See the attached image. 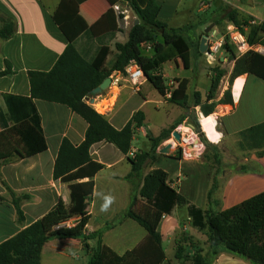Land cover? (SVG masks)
Here are the masks:
<instances>
[{
  "label": "crops",
  "instance_id": "crops-1",
  "mask_svg": "<svg viewBox=\"0 0 264 264\" xmlns=\"http://www.w3.org/2000/svg\"><path fill=\"white\" fill-rule=\"evenodd\" d=\"M62 1L0 0V17L11 20L16 26L15 34L9 40L0 39V73L7 70V63L10 66V74L0 75V109L3 112L7 111L3 95L30 97L29 72L51 71L68 47L70 42L67 35L56 23L57 16L60 21H68L67 14H70L69 11L59 10ZM237 1L239 2V0H156L161 7L159 18L166 22L169 28L182 29L188 27L196 35L202 34L211 25L214 26L213 29L221 30L215 25V21L223 22L229 9L241 11L242 8L237 5ZM247 3L250 8L245 11V14L251 19L249 23L251 25L264 23V19L255 10L256 1L247 0ZM73 4H71V13ZM120 5H117L119 9ZM109 9L110 5L106 0H86L79 4L78 16L82 19L86 29L73 42V45L88 61L94 60L101 47H110L111 54L107 59V68L111 67L115 58V44H125L128 41L129 33L137 20L134 17L131 25L129 21L131 17L127 15L117 20L118 29L112 31L111 19L105 18ZM129 10L131 9L126 7L125 13H128ZM118 11L115 10L116 14H119ZM221 18L222 20H219ZM2 25L0 21V28ZM81 28L83 29V27ZM195 47V44L191 46V66L189 69L183 68L178 60H173L162 66V72L165 73L163 74L165 80L166 78L187 80L188 93L190 94L193 90L198 91L201 93L202 99L206 100L211 87V79L206 78L209 84L205 90L200 88L199 72L194 75L192 80L194 58L197 56L194 52ZM220 60L226 62L228 59L222 54ZM232 63L235 66V62ZM165 65H171V71L176 68L192 73L191 75L176 74L169 78L165 72ZM145 86L154 88L147 79L143 80L139 92H136L131 84H125L114 110L101 115L117 130H122L138 111L144 114L145 120L143 126L135 130L131 151L127 156L110 143L101 142L92 146L91 157L93 161L104 166L94 177V191L105 195L110 193L115 196L116 200L107 213H102L99 210L102 200L92 196L88 205L90 219L86 233L89 235L104 230L103 243L119 255H124L133 250L146 239L147 233L143 228L134 221L121 217L131 203L133 190L131 184L125 179L132 169L128 157L132 158L142 151H147L150 152L151 158L149 160L154 163V166L150 167L149 172H144V177L156 169L164 170L169 175L171 186L187 200V204L177 206L171 215H165L159 225L167 263L181 264L176 259V248L178 245H182L187 249V254L191 255L192 249L186 239L190 236L192 237L191 240L196 242V238L188 232L185 224L189 223L194 229L199 230L192 225L188 208L189 206L199 208L190 204L189 201L192 200L191 197L200 196L201 191L196 183L197 178L195 176L190 178L186 174L187 159L180 155L181 152L174 140L170 138L161 141L154 153L151 152L148 133L155 138L159 137L163 130L169 129L183 115L191 113L193 106L190 110H185L171 104L159 93L157 99L148 98L144 92ZM226 89L228 88L225 87ZM231 89L233 103L218 105L216 112L211 115L212 117L215 115L217 120L213 127L214 130L223 133V138L218 144L210 143L217 149V153L212 150L207 151L201 142V147L197 151L198 155L202 151L204 152L201 158L204 157L206 163H214L216 166L215 156L219 155L222 162L226 138L234 139L233 144L237 145L238 134L241 131L264 122V80L252 74H245L234 80ZM224 92L222 91L218 95L217 102L223 98ZM137 95L143 97L141 104H138ZM34 104L41 117V125L48 149L34 157L10 164L0 162V209L5 210L7 214L6 220L1 224L0 244L43 218L57 206L60 200L66 206L71 201L70 183L57 182L53 179L54 165L62 141L68 139L74 146H79L85 140L88 124L65 105L41 100H34ZM148 105L151 107L146 110ZM195 110L202 127V119L205 116L199 108ZM150 113L151 117H149ZM188 121L189 119L186 118L183 124H188ZM183 124L175 131L179 132ZM188 125L194 128L193 125ZM219 126L222 127V130L219 129ZM202 130H204L203 127ZM204 133L210 142L208 133L205 131ZM168 144L173 145L171 153L162 154L160 150ZM236 158L240 162L238 170L226 179L225 185L219 192L217 186L214 193H218L219 199L208 202L206 210L223 212L264 192V157H258L253 151L243 152L238 149ZM159 163L161 166H158ZM244 166L247 167V171L240 172ZM223 175L225 176V174ZM214 180L219 181L218 178H214ZM212 188L213 185L206 193L207 198ZM12 193L21 201V210L24 213L23 222L18 221ZM216 201H219L218 206ZM199 209L206 211L202 208ZM79 221L80 218L75 217L66 222L65 225L73 227ZM109 224H112L111 228H107ZM179 232H183L182 238L177 237ZM106 238H109V244H107ZM82 242H84L83 239L51 240L43 248L41 264H87L91 252L84 253L81 247ZM88 242H90V245L88 244L89 251H93L96 241L88 240ZM225 253L228 252H221L212 264H252L235 254L229 258ZM203 255L205 254L203 253ZM234 255L238 258L233 257ZM185 264L190 263L186 262Z\"/></svg>",
  "mask_w": 264,
  "mask_h": 264
},
{
  "label": "trees",
  "instance_id": "trees-1",
  "mask_svg": "<svg viewBox=\"0 0 264 264\" xmlns=\"http://www.w3.org/2000/svg\"><path fill=\"white\" fill-rule=\"evenodd\" d=\"M75 1L63 0L59 8L61 11L70 12L67 14L68 21H60L58 16L56 18V23L67 35L70 43L53 69L49 72H29L30 97L3 95L7 111L0 109V162L3 164L31 158L48 149L34 100L65 105L87 122L88 129L83 143L74 146L68 139H64L54 165L53 179L70 183L71 201L66 206L60 200L43 218L0 244V264H41L44 246L54 239L95 240L96 245L87 264H170L166 261L159 225L165 215H171L177 206L187 204V200L171 186L169 175L164 170L156 169L144 177L143 169L151 158L150 152L142 151L132 158L128 157L132 169L125 179L133 190L131 203L121 217L130 219L143 228L147 233L146 239L133 250L119 255L103 243L104 230L89 235L86 233L90 219L88 205L95 189L94 177L104 168L93 161L92 146L101 142L110 143L127 156L131 151L135 130L143 126L145 116L138 111L122 130H117L88 106L85 98L113 73L124 72L131 62L141 66L147 80L165 97L169 88L162 74V66L178 60L183 68H190L192 45L183 36L189 28H169L168 24L159 18L161 7L156 0H106L110 9L105 18L111 19L112 31L118 29L117 20L123 18V15L116 14L114 9L119 4L126 3L139 20V23L132 27L128 41L125 44H115L116 55L111 67L107 68L110 47H101L94 60L88 61L73 45L75 38L86 29L78 16V6L86 0ZM71 4L74 5L72 13ZM224 19L243 32H246L243 28L248 27L247 36L252 45H264V23L251 25L249 22H241L235 9H229ZM0 21L3 24L0 28V39L9 40L15 34L16 26L14 22L3 17H0ZM159 37L162 42L157 41ZM144 44H152L153 56L143 55L141 47ZM199 46L200 41L196 44L194 52L195 55L202 56ZM224 50L229 55V62H235L231 83L245 74H252L264 80L263 55L249 52L237 58L234 49L228 44L224 45ZM9 67L7 63V70L0 75L10 74ZM225 74V71L221 70L216 77L211 78L206 100L202 99L198 91L188 93L187 80L177 81L178 86L167 101L185 110H190L193 106V110L183 115L169 129L163 130L159 137L155 138L149 134L151 152L155 153L160 142L170 139L173 132L188 118L200 134V140L206 150L217 153V149L208 142L202 132L195 109L199 108L205 117H209L216 112L218 105L233 103L232 85L223 98L216 101L220 81ZM237 146L240 151H253L258 157H264V122L241 131L238 134ZM215 161L220 165L219 155L215 156ZM246 171V166L240 169V172ZM216 189L215 185L211 190ZM212 191L208 194L209 199ZM12 196L18 221L23 222L21 201L13 193ZM216 205H219V201H216ZM188 212L192 225L200 231L206 230L209 249L207 254L203 255L198 246L193 245V248L190 245V255L184 246L178 245L176 259L181 264H212L221 252L238 255L252 264H264V192L223 212H213L211 209L202 211L195 206H189ZM75 217L80 218L78 224L73 227L65 226L66 222ZM111 227L112 224L107 226Z\"/></svg>",
  "mask_w": 264,
  "mask_h": 264
},
{
  "label": "rangeland",
  "instance_id": "rangeland-1",
  "mask_svg": "<svg viewBox=\"0 0 264 264\" xmlns=\"http://www.w3.org/2000/svg\"><path fill=\"white\" fill-rule=\"evenodd\" d=\"M255 1H256L255 10L259 14V16L264 19V0H255ZM204 5H206V4H204ZM204 5H202V6H204ZM237 5L242 8L241 11L238 10L241 22H249L251 19L249 17H247V15L245 14L246 13L245 11L250 8L248 3H247V0H239V2L237 1ZM126 7H128V5L126 3L121 4L118 13L119 14L123 13L122 14L123 17L129 15L131 17L129 21L132 25L133 19H134V17H136V15L132 10H129L128 13H125ZM219 20H222V18ZM227 23H228V21H226V20H224L221 23L220 22L218 23L215 21V25L218 26L223 31H225V27H226ZM191 27H192V25H191ZM243 29H244V31H246L244 33L248 34V32H249L248 27L247 28L245 27ZM191 30L192 29L186 30L184 32L183 36L186 38V40L191 45H193V44L196 45L200 41L202 36L204 35V32L202 34L200 33L199 35H196ZM157 41L162 42V39L159 37L157 39ZM141 48H142L143 55L146 57H151L154 54L152 44H144V45H142ZM222 54H224V56L227 57V59H228L229 55L225 50H223L220 55H222ZM113 61H114V59H113ZM194 63H195L194 67L192 69L193 70L192 80H193L194 75H196V73L199 72V84H200V88L202 90H205L208 87L209 83L206 80V78L211 79L213 77H216L218 74V71H221V70L225 71L226 74L224 75V77L220 81V86L218 89V95H220L222 91L226 92L227 90H229L230 86L233 85L234 82L231 83V79H232V73H233L235 66L233 65L232 62H229V60H227L226 62H222L220 60L219 56L216 57L214 60H212V59H208L205 54H202V56H196L194 58ZM190 66H191V63H190ZM164 68H165L166 75L169 78L175 76L176 74L184 73L185 75L186 74L191 75V73H192L190 71L188 72V71H184V70H178L176 68H175V70L171 71V65H165ZM162 74H165V73L162 72ZM178 80H180V79H176V78L175 79H167L166 78L165 81H166L167 86L171 87V85L169 86V84H173V82L178 81ZM125 84H127V83H125ZM225 87H227L228 89L225 90ZM144 92H145V94L148 95V98H151V99L159 98V94H158V92H156V90L154 88H147L145 86ZM137 99H138V104H141L143 102V97L141 95H137ZM134 106H136V104ZM150 107H151V105H148L146 107V110H148ZM151 116L152 115L150 113L149 117H151ZM160 116L163 117V115H160ZM214 117H215V115H214ZM188 124L193 125L191 120L188 121ZM188 124L186 123V124H183L182 126L190 127ZM201 129H202V127H201ZM219 129L222 130V127L219 126ZM194 130L196 131L195 127H194ZM202 132L204 133L203 130H202ZM197 134H198V137L200 139V134L198 132H197ZM148 135H149V133H148ZM204 135H205L206 139L208 140L207 135L205 133H204ZM171 138L175 141L173 136ZM208 142H209V140H208ZM149 143L151 145V142H149ZM209 143H212V142H209ZM233 143H234V139L226 138L225 146H224L225 151H224V155L222 156V162L220 165H217V166L214 163H206V160L204 159V157L203 158H201V157L200 158H186L187 159L186 174L190 178H192L194 176L197 178L196 183L199 186L200 191H201L200 196H197L194 198L191 197L192 200L189 201L190 204L196 205L199 208L206 210L208 208V202H211L215 199L216 200L219 199L218 193H214L215 192L214 190L213 191L211 190L212 193L214 194L212 199L208 200L206 193L210 190L212 185L218 186V192H219V190L225 185L226 179L238 170L239 165H240L238 158H236V151L238 150V149L236 150V148H238V146L233 144ZM180 152H181V150H180ZM181 155H182V152H181ZM153 166H154V163H152L151 160L148 159L147 162L145 163V166L143 169V175H144L145 171L149 172L150 167H153ZM158 166H161V163H159ZM223 174H225V176ZM214 178L215 179L218 178L219 181L217 182L216 180H214ZM213 180L215 181L216 184H214ZM190 183H192V182H190ZM6 218H7L6 211L0 209V230H1V224L4 220H6ZM65 226H67V225H65ZM185 226L187 227L188 232L190 234L194 235L196 238V242H195L194 240H191L192 237L188 236V239H186V241L188 240V242H189L188 245L189 246L191 245V247H193V245L198 246V249H200L204 254H206V252H208V249H209V246L207 243V237H206V230H204V231L196 230L191 226V224L189 225V223H186ZM183 232H184V230H183ZM183 232H179L177 237L182 238L184 236ZM106 242H107V244H109V238H106ZM89 243L90 242H88V241H84L81 244V247L83 248L84 253H86V254H88L89 252H91L90 254H92V252H93V251H89V248L86 247V245ZM93 247H95V244ZM77 248H79V247H77ZM225 255H227L230 258V257H232L233 254L225 253ZM233 257L238 258V256H235V255ZM229 258H227V259H229ZM240 259H242V258H240Z\"/></svg>",
  "mask_w": 264,
  "mask_h": 264
},
{
  "label": "built area",
  "instance_id": "built-area-1",
  "mask_svg": "<svg viewBox=\"0 0 264 264\" xmlns=\"http://www.w3.org/2000/svg\"><path fill=\"white\" fill-rule=\"evenodd\" d=\"M118 11L119 7L114 8ZM228 44L232 49H234L237 58L243 55L254 52L260 55H264V46L262 45H252L249 41L247 34H245L241 29H239L233 23H229L225 27V31L214 28L207 35V53L205 54L208 59L214 60L219 56L224 50V45ZM111 84L107 91L102 95L92 97L89 95L85 98V103L94 109L98 114L104 115L112 112L116 106L118 97L121 93L122 87L127 84H131L136 92H139L143 80H145V74L141 66L136 62H131L124 72H115L110 76ZM178 86L177 82H173L171 87L166 91L165 99L169 100L172 97V92L175 87ZM181 134L180 141H174L175 145L181 150L182 156L184 158H199L200 155L196 149L190 146L189 138L190 136L179 131ZM195 138L201 142L196 132ZM204 147V144L201 142Z\"/></svg>",
  "mask_w": 264,
  "mask_h": 264
},
{
  "label": "water",
  "instance_id": "water-1",
  "mask_svg": "<svg viewBox=\"0 0 264 264\" xmlns=\"http://www.w3.org/2000/svg\"><path fill=\"white\" fill-rule=\"evenodd\" d=\"M138 23H139V20H136L135 24H138ZM213 27H214L213 25L209 26L205 30L204 35L202 36V38L200 40L199 51H200L201 54H206L207 53V49H208L207 35L210 33V31L213 29ZM145 79H147L146 76H145ZM110 84H111V79L110 78L105 79L104 82L99 87L94 89L91 92L90 95L92 97H96V96L102 95L105 91H107V89L109 88ZM172 136L174 137V139L176 141H180V139H181V134L178 131H174ZM172 149H173V145L172 144H168L163 149H161L160 152L162 154H170Z\"/></svg>",
  "mask_w": 264,
  "mask_h": 264
},
{
  "label": "bare ground",
  "instance_id": "bare-ground-1",
  "mask_svg": "<svg viewBox=\"0 0 264 264\" xmlns=\"http://www.w3.org/2000/svg\"><path fill=\"white\" fill-rule=\"evenodd\" d=\"M208 117H203L202 119V127H203V131H205L206 133H208V137L214 135V133L216 132L214 130V126L216 125V119L215 117L213 116V120H214V124L212 121H209L207 119ZM180 131L181 132H185L187 133L190 138H189V142H190V146L194 149H196V151H198V149L201 147V144H200V141H198L196 138H195V131H194V128L193 127H188V126H182L180 128Z\"/></svg>",
  "mask_w": 264,
  "mask_h": 264
},
{
  "label": "clouds",
  "instance_id": "clouds-1",
  "mask_svg": "<svg viewBox=\"0 0 264 264\" xmlns=\"http://www.w3.org/2000/svg\"><path fill=\"white\" fill-rule=\"evenodd\" d=\"M207 119L209 121H212L214 124V120L212 116H209ZM222 138H223V133L221 132H215L214 135L209 137L210 142L216 143V144H218ZM93 195L102 200V203L100 204V208H99L100 212L102 213H107L116 200L115 196L110 193L105 195L103 193L94 191Z\"/></svg>",
  "mask_w": 264,
  "mask_h": 264
}]
</instances>
